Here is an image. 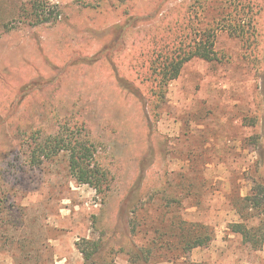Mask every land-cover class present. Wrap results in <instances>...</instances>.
Segmentation results:
<instances>
[{
    "label": "rangeland",
    "instance_id": "1",
    "mask_svg": "<svg viewBox=\"0 0 264 264\" xmlns=\"http://www.w3.org/2000/svg\"><path fill=\"white\" fill-rule=\"evenodd\" d=\"M179 1L0 0V264H83L84 239L101 262L264 264V242L228 228L258 224L241 198L264 183V66L218 30L214 48L231 61L185 63L157 117L133 68ZM261 17L264 29V6ZM77 130L105 174L100 191L76 180L67 151L42 152Z\"/></svg>",
    "mask_w": 264,
    "mask_h": 264
},
{
    "label": "trees",
    "instance_id": "2",
    "mask_svg": "<svg viewBox=\"0 0 264 264\" xmlns=\"http://www.w3.org/2000/svg\"><path fill=\"white\" fill-rule=\"evenodd\" d=\"M214 3H218L227 11L223 8L219 13L209 15L207 8ZM263 6L264 0H185L168 7L161 15L158 33L151 37L147 43L148 48L139 54L133 67L137 76L139 75L138 77L146 84L144 98L149 115L165 101L169 82L179 76L185 63L191 59L231 61L232 57L229 54L214 48L215 34L218 30L224 29L238 39L241 46L239 59L247 62L258 73L263 72L264 29L261 28ZM133 9L137 10L132 8L127 17L135 13ZM155 113L154 116L157 117ZM62 150L68 152L69 169L76 180L100 191L105 174L99 173L92 165L95 149L87 135L81 130H77V135L72 131L57 134L52 143L42 148L43 154L48 158L56 156ZM99 174L101 175L98 177ZM241 203L247 212L250 209L249 218H257L258 224H249L245 219L246 221L230 223L228 228L240 235L252 248L260 249L264 242V183L257 182L251 186L247 194L241 198ZM239 213L241 215V211ZM198 234L189 241V244H192L189 247L202 245L209 237L207 227ZM76 244L84 256L83 264H116L112 260L96 261L101 249L99 242L84 239Z\"/></svg>",
    "mask_w": 264,
    "mask_h": 264
}]
</instances>
